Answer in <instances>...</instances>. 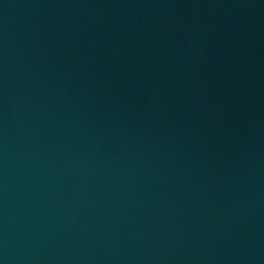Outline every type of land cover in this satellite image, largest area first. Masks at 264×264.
<instances>
[{"label": "water", "instance_id": "obj_1", "mask_svg": "<svg viewBox=\"0 0 264 264\" xmlns=\"http://www.w3.org/2000/svg\"><path fill=\"white\" fill-rule=\"evenodd\" d=\"M264 84V0H0V264H223Z\"/></svg>", "mask_w": 264, "mask_h": 264}]
</instances>
